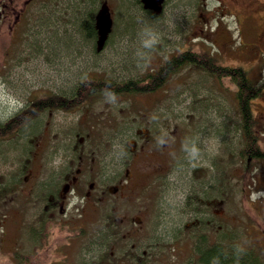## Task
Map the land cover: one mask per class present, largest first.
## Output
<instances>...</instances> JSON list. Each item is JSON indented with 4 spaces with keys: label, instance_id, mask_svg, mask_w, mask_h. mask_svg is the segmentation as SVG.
I'll return each instance as SVG.
<instances>
[{
    "label": "rangeland",
    "instance_id": "1",
    "mask_svg": "<svg viewBox=\"0 0 264 264\" xmlns=\"http://www.w3.org/2000/svg\"><path fill=\"white\" fill-rule=\"evenodd\" d=\"M23 1L15 3L21 7ZM100 2H94L96 10ZM67 4L73 9L69 0H32L27 8L42 17L44 6L51 12L56 7L58 14L59 6ZM109 7L112 30L99 51L95 38L76 34V25L68 23L75 17L70 11L58 18L57 27L0 32V121L14 123L34 94L71 95L78 78L136 80L185 47L209 50L221 64L241 65L253 80L264 79V0H208L205 5L200 0H167L155 16L143 10L140 0H109ZM205 31L215 32L203 35ZM226 83L189 65L150 93L98 92L78 105L46 110L36 104L38 110L14 136L0 139V264L8 263L4 250L16 234L17 210L11 207L34 197L14 189L21 175L29 167L35 170L40 155L37 177L48 191L66 169L63 159L90 144L94 152L106 155L105 163L115 164L122 153L135 154L130 163L133 182L126 184L132 197L125 205L142 221L128 226L83 224L71 236L63 232L60 237L53 229L47 245L63 248L56 242L69 236L66 249L74 255L73 264H91L96 253L100 262L109 251L102 239L111 229L120 232L118 238L131 231L124 244L130 248L136 243L138 264H200L193 249L201 236L209 243L249 245L264 255V162L246 164L235 156L239 119ZM251 107L264 140V91ZM146 120L167 126L159 129L164 140L158 132L155 144L141 152L128 140ZM26 212L25 224L32 228L35 220L46 217L39 207L29 210L27 205ZM23 234L26 240L29 234Z\"/></svg>",
    "mask_w": 264,
    "mask_h": 264
},
{
    "label": "flooded vegetation",
    "instance_id": "2",
    "mask_svg": "<svg viewBox=\"0 0 264 264\" xmlns=\"http://www.w3.org/2000/svg\"><path fill=\"white\" fill-rule=\"evenodd\" d=\"M31 1L25 0L23 5L18 7L15 0H12L10 3L0 0V32L7 29L12 34L17 32L21 27L23 29L30 26L42 28L41 13H33L27 8ZM93 1L95 2L96 0ZM97 1H101L99 5L106 3L109 7V0ZM200 1L202 5H205L208 0ZM166 2L167 0H163L161 5H158L161 8L160 10H164ZM143 10L156 14L153 9ZM97 11L94 13L96 14ZM109 11L111 12L110 7ZM158 66L159 64L153 66L151 70H154ZM79 79H77L74 88L80 83ZM164 84L165 82L158 89L162 88ZM40 95L35 94L36 97ZM36 103L41 104L39 99H37ZM166 126L159 125V123L150 124L148 120L139 122L134 129V135L129 139L131 142H128V144L134 150L137 147V150L142 152L145 147L148 148L150 143L154 142L152 146L155 144V140L158 138L156 135L160 132L159 129H165ZM160 133L161 138L164 140L165 134ZM82 139L83 136L78 138L79 141ZM150 150L151 148H149ZM35 155L37 156L38 153ZM134 155V153L130 152L122 153L117 156L118 160L115 164L114 162L105 163L104 157L106 155L94 152L91 144L89 148L86 147L81 150L79 146L76 152L72 153L67 159H63L61 165L66 169L61 172L57 184L48 191H45L44 187L40 185L41 181L38 180L40 155L36 157L35 170L33 171L31 167L27 168L26 173L21 175L19 181L14 185V189L17 192L23 194L27 192L26 197L34 194V197L26 201L25 205L18 204L11 207V209L17 210V215H14L16 234L13 238L10 239L9 237V240H7L10 253H23L25 249L27 251L31 249L36 250V247L42 244V229L47 221L51 222V226L48 228L50 231H53L54 228H61L63 231L65 229L68 234H72L73 231L80 228L79 225L83 224L102 223L107 226L116 222L115 224L128 226L133 222L140 223L142 218L138 215H132L133 208L125 205V202H129L132 197L127 187L133 182L132 165L130 163ZM66 163L67 166H65ZM110 175H114L115 177L109 181L108 177ZM127 183L128 185L126 186ZM27 205H29V210L30 208L39 207L41 213L47 216L45 217L46 219L39 218L34 221L35 233L29 232L31 223L27 222L25 224ZM113 230H109V235L106 238L104 236L105 239H102L103 246L107 245L109 247L108 253L101 257L100 262L96 253L95 260L91 261V264H138L139 256L135 251L137 249L136 243L131 242L130 248H127L124 244V239L131 234V231L122 233L121 238H118L120 232ZM23 233L29 234L26 240L23 238ZM21 238H23L24 242ZM67 243L68 245H66ZM67 243L62 245L64 246L63 248L51 247L43 251V253L45 252V254L51 256L48 264H73L71 260L74 255L69 254L66 249L71 243L70 241ZM26 244H29L28 248H26ZM68 250L70 251L69 248ZM145 252L146 250H142L143 254Z\"/></svg>",
    "mask_w": 264,
    "mask_h": 264
},
{
    "label": "trees",
    "instance_id": "3",
    "mask_svg": "<svg viewBox=\"0 0 264 264\" xmlns=\"http://www.w3.org/2000/svg\"><path fill=\"white\" fill-rule=\"evenodd\" d=\"M4 1L6 3H10L12 0ZM63 1L65 2V0ZM69 1L70 3L73 1V9H71L72 4L59 6L61 12L58 14L56 13L59 12V10L55 9L56 7H54L51 12V7L44 6V8H42L44 14H42L41 17L42 28L43 26L57 27L59 24H61L59 19H61L63 15H67L70 11L71 15L73 14L75 17L72 20L69 18L68 23L72 24L73 26L76 25V34H80L81 36H85L93 40L96 36V30L94 28V12L96 10L94 1ZM100 7L101 5L98 6V8ZM148 13L152 16H155L150 12ZM214 32L209 34L205 31L203 32V35H211L214 34ZM9 37L11 39L10 35ZM48 44L49 40L44 41L43 47H47ZM219 61L220 60L218 57H216L209 50H199L185 47L165 57L157 68L145 72L141 76L135 78L136 80H131V78H128L129 80L121 79V81H116L113 79L110 80L108 78L103 79V77H83L80 79V83L74 88V92H71V95L48 92L44 95L36 97L34 94V100H31L26 106L22 108V110L19 112L20 117H18L17 120H14V123H12V121L9 123L7 120L0 121V139H7L14 135L19 130L20 124L27 119V116L31 117L34 115L36 110H38V108L34 110L35 105L37 104L36 101L40 97L41 99H39V102H41V108L42 110H46L50 107L66 108L78 105L82 101L88 100L98 92L112 94L113 96L125 93L134 94L136 92L150 93L161 87L162 84L167 81L170 75L176 73L183 67L191 65L208 72L214 78H216L220 84L227 81L225 89L231 90L233 92L236 113L239 119L238 132L240 137V146L237 148L235 153L236 158L238 160H243L246 164H250L255 160L264 162V140L261 137L262 135L260 130H258L256 126L257 120L255 119L254 112L251 107L252 102L263 94L264 79L255 81L249 77L247 71L241 65H223ZM141 83H143V85ZM205 193L206 191L203 190L201 194ZM50 226L51 222L47 221L42 229V244L36 247V250L31 249L30 251L23 253L13 252V255L10 253L9 249L4 250V255L7 257V264H48L51 256L45 254V252L43 253V251L50 248L47 243L48 241H52L51 238L48 239L50 233L48 228H50ZM54 229H56L54 233H58L55 235V237H60L59 235H61L63 232H66L65 229L63 231L61 228ZM29 232L35 233L36 231L34 228L29 227ZM51 232L53 235V231ZM77 234L79 236L84 235L80 231H78ZM69 235L71 236V233ZM68 237L69 236L66 235L64 239L60 238L61 241L56 242L58 243V246L67 243ZM201 237V241H199L197 238L193 249L194 255L197 257V261L200 264H264V255H262L252 246L242 245L235 241H229L225 243L221 242V240H215L209 243L204 236ZM66 245H68V243Z\"/></svg>",
    "mask_w": 264,
    "mask_h": 264
},
{
    "label": "water",
    "instance_id": "4",
    "mask_svg": "<svg viewBox=\"0 0 264 264\" xmlns=\"http://www.w3.org/2000/svg\"><path fill=\"white\" fill-rule=\"evenodd\" d=\"M145 9H153L156 13L160 11L158 6L163 0H140ZM94 26L96 29V50L99 51L105 44L111 28V17L108 6L103 3L95 15ZM131 142V141H130Z\"/></svg>",
    "mask_w": 264,
    "mask_h": 264
},
{
    "label": "bare ground",
    "instance_id": "5",
    "mask_svg": "<svg viewBox=\"0 0 264 264\" xmlns=\"http://www.w3.org/2000/svg\"><path fill=\"white\" fill-rule=\"evenodd\" d=\"M166 75H167V74H166ZM126 94H127V93H126ZM128 95H129V94H128ZM12 134H13V133H12ZM12 134H11V135H12ZM11 135H10V136H11ZM13 136H14V135H13ZM8 137H9V136H8ZM2 138H3V137H2ZM195 181H196V180H195ZM193 194H194V193H193ZM191 197H192V196H191ZM198 242H199V241H198ZM200 244H201V243H200ZM199 246H200V245H199ZM206 247H207V246H206ZM217 250H218V249H217ZM206 251H207V250H206ZM214 252H215V251H214ZM233 252H234V251H233ZM200 254H201V253H200ZM231 254H232V253H231ZM241 254H242V253H241ZM236 255H237V254H236ZM229 256H230V255H229ZM238 256H239V255H238ZM236 258H237V257H236ZM225 259H226V258H225ZM220 264H221V263H220Z\"/></svg>",
    "mask_w": 264,
    "mask_h": 264
}]
</instances>
